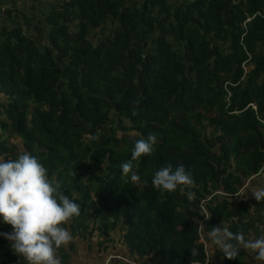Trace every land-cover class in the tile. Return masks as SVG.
I'll list each match as a JSON object with an SVG mask.
<instances>
[{
  "label": "trees",
  "instance_id": "16d2710c",
  "mask_svg": "<svg viewBox=\"0 0 264 264\" xmlns=\"http://www.w3.org/2000/svg\"><path fill=\"white\" fill-rule=\"evenodd\" d=\"M34 27L45 43L0 30V157H38L81 206L72 234H120L141 264H257L223 257L197 221L264 236V0H59ZM149 134L132 181L121 164ZM167 163L191 171L193 199L154 188ZM0 264H26L3 236Z\"/></svg>",
  "mask_w": 264,
  "mask_h": 264
},
{
  "label": "clouds",
  "instance_id": "9594fccd",
  "mask_svg": "<svg viewBox=\"0 0 264 264\" xmlns=\"http://www.w3.org/2000/svg\"><path fill=\"white\" fill-rule=\"evenodd\" d=\"M156 143L155 134L137 139L131 159L121 164L122 174H131L130 179L138 181L133 161L152 155ZM152 184L162 193L179 189L189 200L195 197L192 191L195 180L183 164L173 168L167 163L159 168L153 175ZM252 194L256 201L264 200V188H258ZM80 213V204L62 193L61 184L50 178L47 168L36 155L25 150L14 159L0 157V222L12 228L11 232H0V236L9 242L15 255L24 258L26 264H62L58 251L72 242L68 225ZM197 223L199 230L223 257L237 259L240 250L244 249L254 253L255 259L264 264V236L246 239L243 232L233 233L223 226V221L220 226L211 228H206L203 222ZM197 254L195 249L192 250V256Z\"/></svg>",
  "mask_w": 264,
  "mask_h": 264
},
{
  "label": "crops",
  "instance_id": "0c3cea01",
  "mask_svg": "<svg viewBox=\"0 0 264 264\" xmlns=\"http://www.w3.org/2000/svg\"><path fill=\"white\" fill-rule=\"evenodd\" d=\"M164 1L171 9H174L191 0ZM144 2L145 0H125L127 6ZM58 5L59 0H0V30L3 26H18L25 30L27 36L43 44L45 43V36L37 34L34 26L38 24L44 27L47 14ZM7 11L12 12L10 17L7 16ZM16 11L19 12V15ZM76 26L77 24L72 23L74 29ZM98 33L104 34V31H98ZM96 35L97 31L89 36V40L93 44L99 43L103 38L101 35L100 41L93 42L91 39ZM121 239L120 234L111 232L108 237L102 236L98 232L76 233L73 235L72 242L68 246L62 247L63 254L66 256L63 264H141L135 255L130 253Z\"/></svg>",
  "mask_w": 264,
  "mask_h": 264
},
{
  "label": "rangeland",
  "instance_id": "374dc122",
  "mask_svg": "<svg viewBox=\"0 0 264 264\" xmlns=\"http://www.w3.org/2000/svg\"><path fill=\"white\" fill-rule=\"evenodd\" d=\"M20 17V16H19ZM21 18V17H20ZM104 34L106 35L107 34V31H104ZM101 35H103V33L102 34H100V33H98L97 32V35L93 38V39H91L93 42H97V41H100V39H101ZM1 119V118H0ZM257 190V189H256ZM251 194H252V192H251ZM253 198V197H252ZM251 198V199H252Z\"/></svg>",
  "mask_w": 264,
  "mask_h": 264
},
{
  "label": "built area",
  "instance_id": "2783aa9c",
  "mask_svg": "<svg viewBox=\"0 0 264 264\" xmlns=\"http://www.w3.org/2000/svg\"><path fill=\"white\" fill-rule=\"evenodd\" d=\"M247 22H248V21H247ZM242 69H243V71H244V74H246V72H247L246 64H243V65H242Z\"/></svg>",
  "mask_w": 264,
  "mask_h": 264
}]
</instances>
